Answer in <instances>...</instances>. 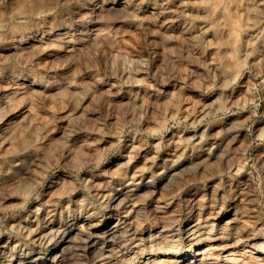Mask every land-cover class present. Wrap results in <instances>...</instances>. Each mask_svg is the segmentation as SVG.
<instances>
[{
	"label": "rangeland",
	"instance_id": "1",
	"mask_svg": "<svg viewBox=\"0 0 264 264\" xmlns=\"http://www.w3.org/2000/svg\"><path fill=\"white\" fill-rule=\"evenodd\" d=\"M120 1L0 0V264L4 244L50 259L56 241L30 233L61 210L87 217L91 239L131 216L147 246L77 238L70 264H253L229 251L264 256V0L105 8ZM148 2L172 10L168 27ZM133 174L154 186L107 204L99 191ZM204 207L206 235L230 237L169 257ZM161 225L174 235L156 241Z\"/></svg>",
	"mask_w": 264,
	"mask_h": 264
},
{
	"label": "bare ground",
	"instance_id": "2",
	"mask_svg": "<svg viewBox=\"0 0 264 264\" xmlns=\"http://www.w3.org/2000/svg\"><path fill=\"white\" fill-rule=\"evenodd\" d=\"M153 3L154 2L145 3L142 11L154 15L156 21L162 27H168V25L170 24L168 16H170L172 10L168 9L165 3ZM127 4V0H122L118 3H109L108 5H105V8L110 12L114 10H120ZM98 33L99 31L97 32V34ZM177 152L178 147L174 145L173 151L172 153H170V155L174 158ZM165 168L166 167L164 166L163 170H165ZM153 186L154 181L151 176L142 175L141 178L137 180L136 174H133L128 178H121L119 180V186L117 188L102 189L99 191V194L103 198L108 199L107 204H111V206H113L114 204L122 203L127 198L137 194L140 190H146ZM40 208V206L36 207V209L38 210H40ZM77 211L79 210H70L68 211V214H66L64 210H61L60 213L53 211L48 215V217L44 218L41 223H39L38 228L35 229L34 232L32 231V233H30L33 240L38 243H43L46 241L50 242L52 240L56 241L55 246L52 248L53 255L50 259H44L42 256H40L36 249L20 253V245L15 244L14 246L10 247V245L4 244V253L8 254L5 264H70V262L67 261L66 252L67 249L72 246L73 241L77 238H84L85 241L92 243L91 246L93 248L100 249H104L105 246H111L114 239L121 238L122 241L130 240L132 243H134L133 245L137 249L136 251H140L143 254L146 252L147 246L144 243L140 242L144 239V231L128 232L132 223V220H130L131 216L121 217L120 219H117L113 226L100 232V237L91 239L90 235H87L86 237L83 236V232L85 231L84 225L87 217L84 218L80 216ZM205 212V207L199 208V211L197 213L189 216L184 229L179 231L182 242L173 244V246L166 251L169 257L173 258L174 256L181 254L186 243L190 244L191 249L194 244L202 243V241L207 237H211V239L214 241H222L223 238L230 237L226 232H219L215 228L212 230L213 232L210 233L212 236H210V234L206 235V233H208L206 230V225L214 224L215 222H210V220H206L198 216V214H204ZM138 213V210H136L135 208L134 214L137 215ZM228 221L230 220H227L226 222ZM20 228L28 229V225L25 223H21ZM158 231L159 233L157 234V238L155 239L156 241L165 240L174 235V233L172 232V228L166 225L159 226ZM248 245L253 246L255 244L252 243ZM248 251L250 252L248 253ZM151 252L155 254L154 250H152ZM254 252L255 251H253V249H244L242 252L239 249V246H234L229 251V254H246L254 259L253 264H264V256L255 254ZM207 255L215 258V262H218L220 257L222 256L220 253H216V251L214 250L203 253V256ZM28 258L31 259L28 260Z\"/></svg>",
	"mask_w": 264,
	"mask_h": 264
}]
</instances>
